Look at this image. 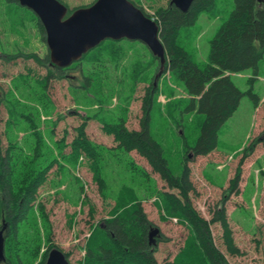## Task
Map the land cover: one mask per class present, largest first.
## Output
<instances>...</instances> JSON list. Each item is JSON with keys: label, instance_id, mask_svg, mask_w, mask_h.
<instances>
[{"label": "rangeland", "instance_id": "obj_1", "mask_svg": "<svg viewBox=\"0 0 264 264\" xmlns=\"http://www.w3.org/2000/svg\"><path fill=\"white\" fill-rule=\"evenodd\" d=\"M59 1L67 6L69 15L97 2ZM171 1L132 0L154 20L156 12ZM214 2L210 10L200 14L195 25L181 29L178 40L201 69L210 63L212 39L235 9L234 0ZM45 33L32 11L0 0V138L3 153L14 146L17 156L32 157L36 141L30 127L35 125L40 131L39 136L43 137L41 148L45 155L49 158L67 156L72 152L78 127L86 123L85 134L95 147L107 190L102 192L95 181L94 159L84 158L79 168L68 160L59 159L38 193L37 204L42 205L46 218L41 224L45 225L46 232L39 236L42 240L40 252L29 264H41L50 246L68 256L70 264H84L91 228L110 218L116 195L126 185L136 188L148 220L166 239L158 244L155 254L158 263L173 261L185 246L189 231L175 220L161 219L154 202L159 200L157 193L179 194V191H171L137 152L127 154L117 149L115 137L105 129L106 124H117L123 118L130 131L141 130L145 98L158 73L151 51L139 41L106 40L89 51L79 62L81 65L76 62L69 71L58 72L46 60L49 50ZM252 78V69L231 76L242 92L251 87L260 97V103L256 107L248 96L243 97L238 111L221 127L216 150L221 158L211 155L193 158L188 163L196 187V193L190 194V201L208 221L229 196L231 182L241 169L239 189L226 203L234 242L241 255H229L222 242L221 227L211 226L215 245L230 264H264V143L255 148L253 156L242 161L245 151L264 134V129L257 130L259 123H264V114L257 113L259 106L264 107V59L253 84ZM157 88L150 131L163 147V156L172 174L181 177L187 151L196 146L206 116L192 108V98L186 92L185 84L170 73L159 79ZM80 186H83L84 194Z\"/></svg>", "mask_w": 264, "mask_h": 264}, {"label": "trees", "instance_id": "obj_2", "mask_svg": "<svg viewBox=\"0 0 264 264\" xmlns=\"http://www.w3.org/2000/svg\"><path fill=\"white\" fill-rule=\"evenodd\" d=\"M6 1L18 4V0ZM214 1L195 0L187 13H182L168 4L167 7L159 9L155 16L167 55L163 76L170 73L172 77L181 80L192 98V108L206 116L196 146L187 151L183 175L176 177L172 174L168 161L163 156V147L157 143L150 131L152 104L159 83L155 86L156 77L143 105L141 130L130 131L126 119L123 118L117 124L105 125L107 133L115 137L117 149L127 154L137 152L147 160L151 169L160 175L171 191H179V194L157 193L159 200L154 202L161 213V219H177L189 231L185 246L173 261L164 264H230L215 245L211 226L216 224L221 227L222 242L228 254L237 257L242 253L234 242L226 209L229 197L239 189L241 169L239 168L231 182L229 196L213 211L212 220L208 221L197 212L190 201V194L196 193V187L191 180L192 171L188 163L193 158H206L214 153L218 147L221 127L238 111L243 97L248 96L256 107L260 103V97L251 87L247 92H242L233 83L231 76L252 69L251 83L258 78L259 65L264 59V0H234V11L212 39L210 63L205 69H201L178 40L181 29L195 25L200 14L210 10ZM136 6L146 17L151 18L141 7ZM49 58L48 55V62ZM153 59L159 72V59L154 56ZM86 127V123L78 127L77 138L71 146L72 152L67 156L62 154L60 158H49L43 153V137L39 136L40 131L35 125L30 127L34 130L32 136L36 141L32 157L17 156L13 151L16 150L14 146H10L3 153L0 138V231L6 227L4 238L8 264H29L36 260L41 249L40 237L46 232L45 225L41 224L46 222V218L42 205L39 207L37 204L38 193L45 185L47 175L60 160H68L79 168L84 158L89 161L94 159L92 168L95 181L98 182L100 190L106 192L107 186L104 184L99 159L95 155V147L86 137ZM261 143H264V134L245 151L242 161L251 156ZM189 154L192 158H189ZM133 170L139 172L137 168ZM144 175L148 176L146 173ZM77 181L80 182L78 178ZM80 188L84 194L83 186ZM137 194L133 185L122 187L116 195V204L110 211V218L91 228L85 247L84 264H159L155 254L158 244L166 242V239L161 232L156 238L157 243L149 245V231L155 225L148 220L142 207L143 201ZM81 201L84 204L83 199ZM52 248L50 246L41 264L46 263Z\"/></svg>", "mask_w": 264, "mask_h": 264}, {"label": "water", "instance_id": "obj_3", "mask_svg": "<svg viewBox=\"0 0 264 264\" xmlns=\"http://www.w3.org/2000/svg\"><path fill=\"white\" fill-rule=\"evenodd\" d=\"M195 0H172L182 13H187ZM40 20L47 36L51 65L64 69L80 61L89 51L106 40L139 41L159 59L160 70L155 86L167 63L166 48L161 42L160 26L145 16L129 0H97L88 8H80L68 16V8L59 0H18ZM192 158V155L189 156ZM6 227L0 231V263L6 262ZM158 228L149 231V245H155L160 235ZM45 264H70L67 256L52 248Z\"/></svg>", "mask_w": 264, "mask_h": 264}, {"label": "crops", "instance_id": "obj_4", "mask_svg": "<svg viewBox=\"0 0 264 264\" xmlns=\"http://www.w3.org/2000/svg\"><path fill=\"white\" fill-rule=\"evenodd\" d=\"M264 104V103H263ZM262 106V105H261ZM261 106H259V108H258V110H257V113H260V112H262V114H264V107H261ZM263 108V109H262ZM258 127V131L259 132H261L262 131V129H264V123L262 122V123H259V126H257ZM259 149V148H258ZM257 149V150H258ZM217 150V149H216ZM216 150L214 151V152H216ZM254 154V153H253ZM253 154L251 155V156H253ZM211 155H219V158H221V155L220 154H218V152H216V154H214V153H211ZM211 155H209L208 157H210ZM212 157V156H211Z\"/></svg>", "mask_w": 264, "mask_h": 264}, {"label": "flooded vegetation", "instance_id": "obj_5", "mask_svg": "<svg viewBox=\"0 0 264 264\" xmlns=\"http://www.w3.org/2000/svg\"><path fill=\"white\" fill-rule=\"evenodd\" d=\"M73 67V65L71 66V67H69V68H64V69H58V67H55V69H58V72H66V71H69L71 68Z\"/></svg>", "mask_w": 264, "mask_h": 264}]
</instances>
